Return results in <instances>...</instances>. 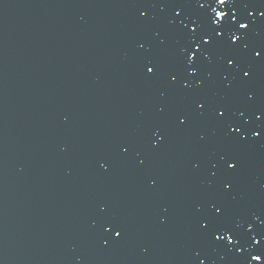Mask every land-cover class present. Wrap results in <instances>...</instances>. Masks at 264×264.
I'll return each mask as SVG.
<instances>
[{"label": "snow or ice", "instance_id": "1", "mask_svg": "<svg viewBox=\"0 0 264 264\" xmlns=\"http://www.w3.org/2000/svg\"><path fill=\"white\" fill-rule=\"evenodd\" d=\"M127 6L137 10L136 20L143 26L157 20L153 10L164 14L165 30H153V43L138 41L137 53L146 81L158 83L165 75L167 79L161 93L165 102L156 106L160 122L150 129L149 151H137L132 142L125 141L119 145V156L132 157L135 166L147 173L150 157L173 134H191L199 127L202 130L197 134V142L207 144L210 137L203 128L209 124L212 135L222 132L226 144L241 147L264 144V105L255 103L256 93L250 90L258 74L264 72V37L255 43L250 40L254 34L261 35L264 2L128 0ZM173 40L174 49L170 47ZM218 52L223 55H217ZM243 88H249L246 99L240 107H235L232 97ZM97 164L102 174L111 172L110 160H98ZM240 166L236 153L228 150L214 153L207 169L210 192L202 202L193 205V228L210 247L224 249L238 264H252V261L264 264V251L250 255V259L244 256L245 249L251 253L264 245L262 213L251 214L262 225V230L257 231L253 223L234 215L230 208L239 187L236 177ZM193 172H201L198 161H193ZM145 182L152 191L159 188L156 175L146 174ZM98 207L102 219H93L91 227L99 232L101 246L120 245L127 237V225L110 212L108 204ZM202 255L203 250H194V262L205 264Z\"/></svg>", "mask_w": 264, "mask_h": 264}, {"label": "water", "instance_id": "2", "mask_svg": "<svg viewBox=\"0 0 264 264\" xmlns=\"http://www.w3.org/2000/svg\"><path fill=\"white\" fill-rule=\"evenodd\" d=\"M19 0H0V264H105Z\"/></svg>", "mask_w": 264, "mask_h": 264}]
</instances>
